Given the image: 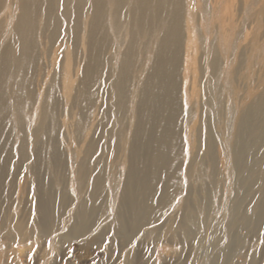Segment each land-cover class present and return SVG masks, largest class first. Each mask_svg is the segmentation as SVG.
<instances>
[{
	"label": "bare ground",
	"instance_id": "bare-ground-1",
	"mask_svg": "<svg viewBox=\"0 0 264 264\" xmlns=\"http://www.w3.org/2000/svg\"><path fill=\"white\" fill-rule=\"evenodd\" d=\"M263 3L0 0V192L9 175L31 178L43 231L62 181L88 191L74 235L109 220L117 235L159 236L165 221L171 239L197 238L199 210L228 207L230 227L259 226ZM11 220L10 237L25 229Z\"/></svg>",
	"mask_w": 264,
	"mask_h": 264
},
{
	"label": "rangeland",
	"instance_id": "rangeland-1",
	"mask_svg": "<svg viewBox=\"0 0 264 264\" xmlns=\"http://www.w3.org/2000/svg\"><path fill=\"white\" fill-rule=\"evenodd\" d=\"M261 6L264 14V3ZM198 147L195 131L186 142L187 160L194 159ZM222 159L227 163L224 155ZM220 178L219 174L217 179ZM30 181L31 178L17 179L9 175L0 192V264H129L130 258L131 264H264V222L251 229L241 225L230 227L229 207L222 209L223 212L206 209V213L200 209L199 215L206 221L201 226V237L197 238L171 239L166 236L165 221L159 236L150 235V227L131 237L117 235L109 220L88 234L74 235V220L88 191L79 194L74 186L63 187V181L53 192L56 200L49 206L46 231H43L32 220L36 200L28 190ZM209 194L214 197L211 190L201 194L202 204ZM226 195L232 200L233 189ZM104 197V206L108 209L112 193L106 191ZM117 197L120 201V195ZM111 207L113 213L118 209V205ZM180 212L175 210L171 217L178 219ZM207 214L211 215L209 219ZM13 217L23 220L25 229L10 237Z\"/></svg>",
	"mask_w": 264,
	"mask_h": 264
}]
</instances>
